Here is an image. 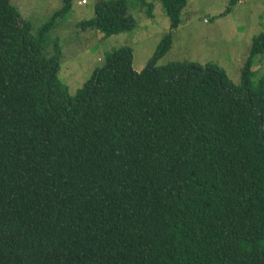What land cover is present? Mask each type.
Listing matches in <instances>:
<instances>
[{
    "label": "trees",
    "instance_id": "1",
    "mask_svg": "<svg viewBox=\"0 0 264 264\" xmlns=\"http://www.w3.org/2000/svg\"><path fill=\"white\" fill-rule=\"evenodd\" d=\"M61 1L35 29L0 0V264H264V31L239 83L214 63L156 67L170 34L142 72L113 49L70 95ZM160 1L178 29L187 0ZM93 10L77 28L137 26L129 0Z\"/></svg>",
    "mask_w": 264,
    "mask_h": 264
},
{
    "label": "rangeland",
    "instance_id": "2",
    "mask_svg": "<svg viewBox=\"0 0 264 264\" xmlns=\"http://www.w3.org/2000/svg\"><path fill=\"white\" fill-rule=\"evenodd\" d=\"M73 0L70 11L60 20L53 35L63 49L59 78L69 94L89 78L95 68L106 63L113 49H132V68L140 73L153 58L162 39L172 36V48L156 64L171 62L214 63L224 69L234 83L240 82L243 65L250 53L252 40L264 31V0H242L228 15H220L231 0H187L182 9L181 26L171 30L170 19L160 0H129L130 13L137 26L127 33L107 38L97 30H81L76 22L94 16V0ZM153 4V16L147 18L148 4ZM22 17L32 21L35 29L62 7L61 0H12ZM254 78L264 77V56L254 60Z\"/></svg>",
    "mask_w": 264,
    "mask_h": 264
},
{
    "label": "built area",
    "instance_id": "3",
    "mask_svg": "<svg viewBox=\"0 0 264 264\" xmlns=\"http://www.w3.org/2000/svg\"><path fill=\"white\" fill-rule=\"evenodd\" d=\"M84 3H86L85 0L84 1H81V2H78V4H84Z\"/></svg>",
    "mask_w": 264,
    "mask_h": 264
}]
</instances>
